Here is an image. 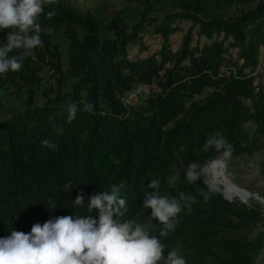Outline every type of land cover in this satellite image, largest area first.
<instances>
[{
	"label": "trees",
	"instance_id": "16d2710c",
	"mask_svg": "<svg viewBox=\"0 0 264 264\" xmlns=\"http://www.w3.org/2000/svg\"><path fill=\"white\" fill-rule=\"evenodd\" d=\"M125 1L129 5L111 16L100 7L82 13L60 1L46 6L39 17L42 44L20 71L0 74V87L9 83L20 91L36 85L48 66L56 85L41 103L0 121V237L13 229L29 233L33 224L56 216L86 215L73 206L78 193L87 201L121 182L129 209L125 219L139 218L158 235L160 225L151 209L142 207L141 190L156 179L161 195L195 197L181 202L175 230L159 237L165 256L178 249L186 264H255L264 249V206L255 199H231L246 198L212 171L231 200L217 189L205 201L198 194L200 188L207 191L204 178L189 184L185 169L191 162L199 167L222 162L214 149L202 148L210 133L232 144L226 162L264 147V82L255 77L264 45V0ZM48 11H55L50 20ZM179 22L191 26L172 51L168 36L179 30ZM47 26L64 27L65 69ZM193 29L198 40L191 45ZM147 31L162 37L160 49L130 56L127 47L141 44ZM6 39L0 31V46ZM153 83L141 104L126 106L125 93ZM83 103H91L92 111H83ZM69 104L78 109L71 123ZM248 122L255 124L253 135ZM45 138L59 149L41 147ZM259 166L264 173V156ZM205 179L211 182L206 173ZM69 180L73 187L65 191ZM92 215L98 217V210Z\"/></svg>",
	"mask_w": 264,
	"mask_h": 264
},
{
	"label": "clouds",
	"instance_id": "9594fccd",
	"mask_svg": "<svg viewBox=\"0 0 264 264\" xmlns=\"http://www.w3.org/2000/svg\"><path fill=\"white\" fill-rule=\"evenodd\" d=\"M58 0H0V30L12 29L7 34L6 43L0 46V74L18 72L29 52L42 44L43 31L39 17L45 14V7ZM55 11L46 13L51 19ZM10 53H13L10 55ZM93 105L83 103V111L91 112ZM66 122L71 123L77 114V106L69 104ZM51 119V118H50ZM63 134V129H57ZM41 147L56 151L59 145L45 138ZM204 151L214 149L219 158H232L233 146L220 133H210L203 143ZM185 179L195 184L204 178V188L198 194L205 201L217 191L215 184L205 179V170L196 162L185 169ZM174 182L173 177L168 178ZM65 191L73 187L71 180L64 185ZM126 185L113 184L110 190L93 194L85 200L83 192L77 194L73 206L85 209L86 215H63L50 218L43 224L35 223L29 233L11 230L10 235L0 237V264H186L185 258L177 250H168L159 237H168L177 224L182 211L181 202H195V197L184 192L177 196L161 195L159 182L152 179L145 188L142 207L151 209V218L160 225L158 235L149 231V226L139 222V218L125 219L128 213ZM257 203L264 205V198L253 195ZM98 210V217L92 215Z\"/></svg>",
	"mask_w": 264,
	"mask_h": 264
},
{
	"label": "rangeland",
	"instance_id": "374dc122",
	"mask_svg": "<svg viewBox=\"0 0 264 264\" xmlns=\"http://www.w3.org/2000/svg\"><path fill=\"white\" fill-rule=\"evenodd\" d=\"M69 7L73 8L76 11L85 13L93 12L95 8H103L104 14L111 16L115 11H119L129 4L125 0H58ZM189 22H179V30L175 33H172L168 36V43L172 51L179 48L182 43V37L190 28ZM12 29L0 30L3 34H7ZM44 31L47 33L48 37L58 48L60 55V64L63 69L67 66V49H68V39L65 34L64 27L62 26H47L44 28ZM193 40L191 45L196 44L198 40V35L196 30H192ZM204 38L201 37V40ZM162 37L155 36L154 34L147 31L141 40V44L135 43L134 45L128 46V51L130 56L134 55H146L152 51L160 49ZM140 46H146L147 50H141ZM32 54V50L29 52ZM264 66V59L261 61ZM39 81L34 86H28L22 88L20 91L14 89L10 86L9 83H5L4 87H0V121L6 120L22 110L41 103L44 98L48 95H53L56 90V85L54 81V74L48 66H44L39 72ZM4 76V75H2ZM256 82L261 84L264 82V67H259L256 69ZM138 86V85H137ZM134 88L130 93V96H127L125 99V104L128 107H135L141 104L145 98L152 92L154 83L148 86H139V88ZM69 88V81L64 82V89ZM196 97L195 99H198ZM247 129L250 135H253V130L255 124L252 122L247 123ZM264 156V147H262L259 152L253 156L241 157L230 162H226L222 159H219L223 162L222 164L215 163L213 165H204L200 168H204L205 173L209 176L211 182L216 185L217 189L227 198L224 194V187L221 184H216L215 177L213 173H216L217 176L227 183H229L236 191H241L244 189L249 193V196L243 200L240 197L234 196L231 199H238L241 202L248 203L252 200L253 195L258 196L259 198H264V173L260 170V160ZM217 158V159H218ZM213 168V169H212ZM215 170V171H214ZM213 173H212V172ZM180 172V171H179ZM242 193V191H241ZM230 199V198H228ZM264 215V210H263ZM264 225V220H263ZM178 253L183 256V252L178 250ZM255 264H264V249L261 254L255 260Z\"/></svg>",
	"mask_w": 264,
	"mask_h": 264
},
{
	"label": "built area",
	"instance_id": "2783aa9c",
	"mask_svg": "<svg viewBox=\"0 0 264 264\" xmlns=\"http://www.w3.org/2000/svg\"><path fill=\"white\" fill-rule=\"evenodd\" d=\"M264 59V45H261L260 46V60L258 61V64H257V67H264L263 65H262V63H261V61ZM256 67V68H257ZM139 86H141V85H138L136 88H139ZM133 90V89H132ZM134 90H136L135 88H134ZM131 91V90H130ZM130 91H128L127 93H125V95H126V98H127V96H130Z\"/></svg>",
	"mask_w": 264,
	"mask_h": 264
},
{
	"label": "bare ground",
	"instance_id": "6f19581e",
	"mask_svg": "<svg viewBox=\"0 0 264 264\" xmlns=\"http://www.w3.org/2000/svg\"><path fill=\"white\" fill-rule=\"evenodd\" d=\"M258 59L260 60V50H259V55H258ZM218 164H222V162H220V163H218ZM213 169V168H212ZM215 171V170H214ZM241 191H242V196L244 197V198H247L248 196H249V193L246 191V190H244V189H240ZM264 206V205H263Z\"/></svg>",
	"mask_w": 264,
	"mask_h": 264
},
{
	"label": "water",
	"instance_id": "95a60500",
	"mask_svg": "<svg viewBox=\"0 0 264 264\" xmlns=\"http://www.w3.org/2000/svg\"><path fill=\"white\" fill-rule=\"evenodd\" d=\"M228 199V198H227ZM228 200H231V199H228Z\"/></svg>",
	"mask_w": 264,
	"mask_h": 264
}]
</instances>
